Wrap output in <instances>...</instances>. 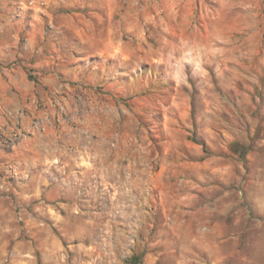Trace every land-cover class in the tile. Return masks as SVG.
I'll list each match as a JSON object with an SVG mask.
<instances>
[{
  "label": "rangeland",
  "instance_id": "rangeland-1",
  "mask_svg": "<svg viewBox=\"0 0 264 264\" xmlns=\"http://www.w3.org/2000/svg\"><path fill=\"white\" fill-rule=\"evenodd\" d=\"M209 254L264 264V0H0V264Z\"/></svg>",
  "mask_w": 264,
  "mask_h": 264
},
{
  "label": "crops",
  "instance_id": "crops-1",
  "mask_svg": "<svg viewBox=\"0 0 264 264\" xmlns=\"http://www.w3.org/2000/svg\"><path fill=\"white\" fill-rule=\"evenodd\" d=\"M36 18H38V16H35ZM20 23V22H19ZM33 24V23H32ZM12 26L14 27V28H12V29H15V28H17L16 26H15V24H12ZM18 26V25H17ZM19 29V28H18ZM14 35V34H13ZM28 44H30L31 46L32 45H34V43H33V41H29L28 42ZM13 70V71H12ZM12 70H10V74H11V78H10V81H11V83H13V85L14 84H16V83H18V78H17V76H19V78L23 81V82H26V77H25V74H24V72L21 70V68H19V67H16V68H13ZM48 80H50L49 79V77L48 76H45L41 81L43 82V84H45V83H47V82H49ZM38 92L40 93V90H38ZM202 240V239H201ZM200 245H201V247L204 249V251H208V250H210V248L211 247H213L211 244H207V243H204V241H200ZM209 256H211V262L213 263V264H220V262L219 261H216L215 259H213V257H212V254H209ZM208 259H210V257L208 258ZM198 261H199V263L201 264V263H204V261H205V259L202 257V256H200L199 255V257H198Z\"/></svg>",
  "mask_w": 264,
  "mask_h": 264
}]
</instances>
